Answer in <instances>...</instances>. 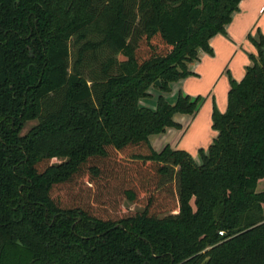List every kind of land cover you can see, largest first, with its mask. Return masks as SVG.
<instances>
[{"label":"trees","instance_id":"obj_1","mask_svg":"<svg viewBox=\"0 0 264 264\" xmlns=\"http://www.w3.org/2000/svg\"><path fill=\"white\" fill-rule=\"evenodd\" d=\"M239 1L0 0V264H264V36L205 149L149 141Z\"/></svg>","mask_w":264,"mask_h":264},{"label":"crops","instance_id":"obj_2","mask_svg":"<svg viewBox=\"0 0 264 264\" xmlns=\"http://www.w3.org/2000/svg\"><path fill=\"white\" fill-rule=\"evenodd\" d=\"M255 33L264 36V0H240L225 25V34L217 33L209 39L210 53L199 50L197 59L187 64L190 74L169 83V91L164 94L169 103L174 102L178 92L202 98L192 115L173 116L179 124V134L171 148L185 150L194 157L198 149L210 143L215 135L210 127L212 107L219 112L225 110L228 79L239 81L250 64L248 54L256 55L255 47L246 38ZM153 103L146 106L152 108ZM173 129L176 128H167L163 133Z\"/></svg>","mask_w":264,"mask_h":264},{"label":"rangeland","instance_id":"obj_3","mask_svg":"<svg viewBox=\"0 0 264 264\" xmlns=\"http://www.w3.org/2000/svg\"><path fill=\"white\" fill-rule=\"evenodd\" d=\"M150 92V101H146L149 100V98L146 99H142L140 104L141 105H152L155 97L160 93L159 90H157L156 88L151 87L149 89ZM165 96V95H164ZM154 105V103H153ZM34 120H29L26 121L23 126L20 129V133H24L26 131V129H28L32 124H34ZM171 132L167 131L166 133H161V134H155L150 136V141L151 144L153 145L155 150H159L162 148L163 145L167 144L169 146H171L173 144V142L176 140L178 134H179V129H173L170 130ZM60 159H53L54 162H58ZM255 191H264V178L259 179L256 183L255 186ZM114 196V194H113ZM121 208L126 209V210H139L140 207L137 204L134 203H130L127 200H122L120 205ZM263 214H264V204H263Z\"/></svg>","mask_w":264,"mask_h":264},{"label":"water","instance_id":"obj_4","mask_svg":"<svg viewBox=\"0 0 264 264\" xmlns=\"http://www.w3.org/2000/svg\"><path fill=\"white\" fill-rule=\"evenodd\" d=\"M262 58H263V62H264V47L262 48ZM158 84V81H155Z\"/></svg>","mask_w":264,"mask_h":264},{"label":"built area","instance_id":"obj_5","mask_svg":"<svg viewBox=\"0 0 264 264\" xmlns=\"http://www.w3.org/2000/svg\"><path fill=\"white\" fill-rule=\"evenodd\" d=\"M219 233H221V232H219Z\"/></svg>","mask_w":264,"mask_h":264}]
</instances>
